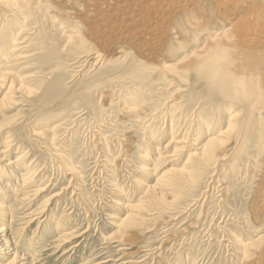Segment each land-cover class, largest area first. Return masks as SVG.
Wrapping results in <instances>:
<instances>
[{
    "label": "rangeland",
    "instance_id": "1",
    "mask_svg": "<svg viewBox=\"0 0 264 264\" xmlns=\"http://www.w3.org/2000/svg\"><path fill=\"white\" fill-rule=\"evenodd\" d=\"M21 1L16 0L15 10L10 12L15 15L14 11L17 10L15 16L9 15L8 11L0 6V34L7 31L12 35L15 31L14 36L22 43L17 52L36 53V56L27 64L26 60L19 63L16 59L18 64L14 68L18 66L19 73L36 70V78L45 80V84L58 75L65 90L45 98L43 92L47 86L40 87L35 84L38 80L30 81L28 87L33 90L32 93L25 94L22 99V94L16 91L14 98L17 102L11 101L0 108L2 124L18 131L28 128V124L35 126L41 123L45 126L43 128H46L43 131L46 134L55 131L57 139L49 145L35 146L30 143L24 146L27 154L23 153L26 156L20 161L19 172H24L23 169L29 166L33 172L32 176L34 175V184L30 187L32 190H27L30 195L25 198V208L18 207L20 202H14L13 198L9 203L11 214L17 218L15 221H20L24 228L23 235L17 234L19 243H16V246L20 254L35 257L33 264H188L191 257L190 260L194 257H198V260L204 257L209 264H230L228 260H231L229 252L232 247L226 243H237L238 238L243 243H261L256 233L264 231V123L260 121H264V108L254 112L255 115L252 116L246 111L241 113L240 119L249 117L248 123L237 125L231 129L232 133L231 130L226 133L228 136L225 135L224 148L220 150L222 154L220 152L218 155L219 162L213 166H203V177L193 184L195 186L187 190L175 187L172 189L175 190L174 193L164 189L168 199L166 204L158 201L150 205L149 198L142 196L143 189L145 191L148 185L156 183L162 169L169 170L173 163L182 164L187 158L185 147L179 150L180 153L174 157L173 163L152 157L155 163L148 166L143 156L144 148L149 144L145 141V135L148 134L146 128L149 127L150 131H156V135L161 136V133L171 126L174 136H179L180 139L183 137L184 141L187 140V134H192L193 139L198 137V132L194 131L198 119L193 128L190 121L196 119V114L190 109L200 108L202 104L194 94L187 92V95L181 97V107L175 110V114L158 108L164 106L167 93L174 94L171 97L175 99L179 94L177 87L188 90L187 79L184 78L187 72L176 65L183 64L182 68L186 64V67L190 65L187 61L189 57L184 56L191 52H203L207 47L204 45H207L216 33H220L222 27L232 30L231 37L234 38L241 31L234 32L235 27H240L235 21L248 19L243 28L248 25L250 28L260 26L258 28L261 30L258 29L257 35H262L264 24L260 22L264 20V0H136L138 3L135 0ZM22 3L26 8L29 7L28 12L24 10ZM16 6L22 8L23 12ZM5 16L9 18L6 19ZM140 16L146 18L142 20ZM257 19L260 20L255 23ZM233 38H216L210 43L220 41L227 49L237 50L239 46L236 47L235 44L240 40ZM177 39L190 43L181 44ZM260 41V48L254 44L251 51L249 50L254 53L252 55L261 54L255 55L257 59L264 58V40ZM172 43L177 53L182 52L179 53L180 57L176 54V59L171 57L169 51L173 48L170 46ZM188 45L191 47H187ZM185 47L190 49L185 50ZM81 56L86 59L83 62L86 67L83 63H76ZM183 58L186 61H183ZM177 61L180 62L177 64ZM168 64H174L178 74H167L164 66ZM130 68H137V71L144 74L134 77V71H130ZM78 69L84 70L77 73ZM161 69L165 71L161 72ZM125 73L128 75L125 76ZM152 80H157L155 83L159 87H156ZM3 90L0 89V94ZM136 90L137 97L130 102L131 93L133 95ZM216 101L210 99L208 105L203 106L210 111L206 115L209 119L219 115L218 110L224 109L223 116L227 115L225 111L229 106L226 105L230 100ZM211 103L215 106H210ZM48 121L54 124V127H46L44 122ZM2 133L0 131V146ZM19 133L21 137L26 135V131ZM154 139H151V145L155 149L161 146V152L170 157L168 152L174 146L173 143L168 145V137L165 138L168 143L162 145ZM207 139V135L201 137L195 146L204 144ZM150 152L152 153L148 154L151 156L155 151ZM17 154H9V157L14 160ZM156 164L159 166L156 167ZM215 173L216 175H213ZM139 181L142 186L138 185ZM18 187L13 186L15 197L25 192L22 186ZM118 187L123 189L120 195L116 191ZM77 197L79 201L75 200ZM132 204L142 205V212L139 211L137 216V219H141L139 225H125L124 229L119 230L117 222L129 212L126 205ZM52 208L58 218L66 215L64 221L54 223L58 225L57 229L68 231L69 236L72 235L65 246L58 249L55 243L50 241L53 234L47 238L43 237L42 235H46V229L42 227L44 224L35 219L36 215ZM29 217H34L31 225L27 223ZM14 237L17 240V236ZM190 249H193L192 253L189 252Z\"/></svg>",
    "mask_w": 264,
    "mask_h": 264
},
{
    "label": "bare ground",
    "instance_id": "2",
    "mask_svg": "<svg viewBox=\"0 0 264 264\" xmlns=\"http://www.w3.org/2000/svg\"><path fill=\"white\" fill-rule=\"evenodd\" d=\"M15 1L16 0H0V6L4 9H6L10 14V12H12L13 10H15ZM21 1V0H20ZM35 1H40V0H35ZM63 1V0H62ZM136 1V0H135ZM143 1V0H142ZM148 1V0H147ZM159 1V0H158ZM225 1V0H224ZM22 2V1H21ZM30 2V0H29ZM122 2V1H121ZM137 2V1H136ZM135 2V5H136ZM139 2V1H138ZM137 2V3H138ZM157 2V1H156ZM228 2V1H227ZM24 3H26L24 1ZM36 3V2H35ZM115 3V2H114ZM113 3V4H114ZM120 3V2H119ZM126 3V1H125ZM132 3V2H131ZM187 3V2H186ZM229 3V2H228ZM23 4V3H22ZM21 4V5H22ZM32 4V3H31ZM30 4V5H31ZM38 4V2H37ZM40 4V3H39ZM101 4V3H100ZM124 4V3H122ZM20 5V4H18ZM17 5V6H18ZM33 5V4H32ZM35 5V4H34ZM116 5V4H115ZM128 5V4H127ZM139 5H142L139 3ZM146 5V4H145ZM156 5V4H155ZM172 5V4H171ZM222 5V4H221ZM253 5V4H251ZM16 6L17 9H19ZM24 6V4H23ZM26 6V5H25ZM23 7L25 11H27L28 8ZM100 6V5H99ZM132 6V5H131ZM160 6V5H159ZM22 7V6H21ZM32 6H30L31 8ZM38 7V6H37ZM125 7V6H124ZM191 7V6H190ZM239 7V6H238ZM258 7V5H257ZM1 8V9H2ZM26 8V9H25ZM34 8V7H33ZM36 8V6H35ZM34 8V9H35ZM39 8V7H38ZM46 8V6H45ZM122 8V7H121ZM140 8V7H139ZM138 8V9H139ZM2 9V10H4ZM40 9V8H39ZM112 9V8H111ZM123 9V8H122ZM168 9V8H167ZM180 9V8H179ZM1 10V11H2ZM21 12L22 8L19 9ZM121 10V9H120ZM119 10V11H120ZM172 10V9H171ZM4 11V12H7ZM17 11V10H16ZM16 11L15 15H16ZM30 11V10H29ZM32 11V10H31ZM30 11V12H31ZM34 11V10H33ZM136 11V10H135ZM151 11V10H150ZM163 11V10H162ZM173 11V10H172ZM13 12V13H14ZM19 12V11H18ZM20 12V13H21ZM28 12V11H27ZM26 12V13H27ZM124 12V11H123ZM130 12V11H129ZM141 12V11H140ZM160 11H158L159 13ZM174 12V11H173ZM3 13V12H2ZM25 13V12H24ZM162 13V12H161ZM22 14V13H21ZM140 14V13H139ZM264 14V12H263ZM1 15V14H0ZM3 15V14H2ZM5 15V14H4ZM13 16H15L14 14H12ZM11 15V16H12ZM134 15V14H133ZM138 15V14H137ZM141 15V14H140ZM148 15V12H147ZM175 15V14H174ZM255 15V14H254ZM136 16V15H135ZM139 16V15H138ZM138 16H136L138 18ZM161 16V15H160ZM1 17V16H0ZM6 19L7 16H5ZM94 17V16H93ZM119 17V16H118ZM122 17V16H121ZM134 17V16H132ZM162 17V16H161ZM252 17V16H251ZM140 18L145 19L143 17L140 16ZM2 19V18H1ZM121 19V18H120ZM162 19V18H161ZM4 20V19H3ZM2 20V21H3ZM131 20V19H129ZM135 20V19H134ZM141 20V19H140ZM141 20V21H142ZM248 20V19H247ZM247 20H238L235 21V24L240 25V27H235L234 32L236 30V32H240L237 33V35L234 37L237 41H239L238 43L235 44L237 48L234 49H227V47H225L223 45V42L220 43V41H215V43H210L212 42V40L214 41V39L218 40V39H222V40H231L232 36V30H225L226 28L222 27V31H220V33H216L213 37L212 40H210L207 45L205 47V49H203L204 51L201 52L199 51L198 53L196 52H191L188 55L186 54L184 56L185 57H189L188 61V65L184 68H182L184 65L182 64V66L179 62L177 61L176 63L178 65H176V63H174L177 67H181V69L183 71L187 72V76H183L185 79H187V87L188 90H186L185 88L183 89V87H177L178 89L176 90L177 93L181 94H177L178 96H176V98H172L174 94L171 93H167L166 96V100H164V106H158V108L160 109H164L166 110V112L168 111L170 114H175V110L179 109L181 107V97L187 95L186 93L188 92V94L192 93L195 95V97L197 98V100L202 104L200 108L196 107L195 109L193 107H191L190 110L193 111L194 114H196V119L192 120L190 122H192L193 124V128L195 127V121L198 119L197 121V125L196 128L194 129V131L196 130L198 132V137H195L194 139L191 138V135L187 134V140L184 141L183 137L180 139L179 136L176 137L174 136L175 134H173V129L168 128L164 133H161V136L156 135L157 132L156 131H150L148 128L147 129V133L145 135V137L147 138L145 141L148 142L149 144L146 146V148H144L145 150L143 151L145 156V161L146 163H148V166H150L151 164H153L154 159H152V157L156 158L157 160H162L163 162H172L175 161L174 157L178 156L180 153V149H185V147H187V158L186 161H184L182 164L180 163H173V165L171 166V168L169 170H164L162 169L159 172V177L156 178V183L154 185H148L147 188L143 189V196L146 198H149V204L151 205L152 202L156 203L158 201L162 202V204H166L168 199L166 198L165 193L163 192L164 189L169 190L171 192L174 193V191L172 189H175V187L178 189H186L189 187H193L196 184V182L199 180H201V178L203 177V173H202V167L205 165H212L215 164L218 161V155L221 152L220 150L224 148V140H225V135L226 133H228L229 130H231L233 127H236L237 125H245L248 120L245 119V117L243 119H240L241 117V113L243 111H246L247 114H250L249 116L255 115L254 112L256 111H261L262 108H264V58H259L257 59L255 57V55H261V54H255L252 55L253 52H250L251 48H253L254 46H259L258 44L261 43L260 40H264V25L262 26V35H257L258 33V29L260 28V26L255 27V28H250V26L248 25L247 28H243L244 25L246 24ZM250 20V19H249ZM260 19L255 20V23H258ZM262 20V19H261ZM1 21V20H0ZM8 21V20H7ZM5 21V23H9ZM120 21V20H119ZM127 21V20H126ZM137 21V20H136ZM252 21V20H251ZM264 21V20H263ZM261 21L260 23L264 22ZM139 22V21H138ZM144 22V21H143ZM249 22V21H248ZM4 23V22H3ZM136 23V22H135ZM155 23V22H154ZM250 23V22H249ZM10 24V23H9ZM140 24V23H139ZM142 24V23H141ZM147 24V23H146ZM149 24V23H148ZM6 25V24H5ZM136 25V24H135ZM161 25V24H160ZM247 25V24H246ZM254 25V24H253ZM4 26V25H3ZM9 26V25H8ZM133 26V25H132ZM155 26V25H154ZM157 26V25H156ZM163 26V24H162ZM161 26V27H162ZM167 26V25H166ZM232 26V25H231ZM235 26V25H234ZM255 26V25H254ZM257 26V25H256ZM112 27V26H111ZM145 27V26H144ZM149 27V26H148ZM168 27V26H167ZM227 27V26H226ZM229 27V26H228ZM227 27V28H228ZM246 27V26H245ZM99 28V27H98ZM107 28V27H106ZM120 28V27H119ZM118 28V29H119ZM130 28V27H129ZM134 28V27H132ZM8 29V28H7ZM144 29V28H143ZM160 29V28H159ZM162 29V28H161ZM231 29V27H230ZM96 30V29H95ZM106 30V29H105ZM127 30V29H126ZM169 30V29H168ZM216 30V29H215ZM261 30V29H259ZM142 31V30H141ZM167 31V30H166ZM243 31V32H242ZM15 34V31H13ZM94 32V31H93ZM97 32V31H95ZM126 32V31H125ZM132 32V31H131ZM147 32V31H146ZM187 33H189L188 31H186ZM212 32V31H211ZM242 32V33H241ZM261 34V31H259ZM141 33V32H140ZM185 33V32H183ZM213 33V32H212ZM14 34H10L9 32L5 31L2 34H0V89H4L3 93L0 94V108L5 105L12 102H17V100L14 98V93L17 91L19 92L20 98H24L25 94L29 95V93H32L33 90L29 89L28 85L30 81H34V80H38V82H34L37 85H40V87L42 85H45L47 87H45V90L43 92V96L46 98V96H51L53 94H56L57 92L60 91H64L65 88L62 84V79L58 76L55 75L53 80H51L49 83L45 84V80L42 79H37L36 77V70H30V71H25L26 73H19L20 70H18V66L15 69L14 67L18 64L17 61L23 62L25 61V64H27V62L33 58L34 56H36V53L34 54H29V53H18L17 50H20L19 46H21L20 44H22L19 40V38L15 37ZM19 31H18V35H19ZM93 34V33H92ZM95 34V33H94ZM109 34V33H108ZM144 34V33H143ZM153 34V33H152ZM186 34V33H185ZM184 34V35H185ZM242 34V35H241ZM126 35V34H125ZM241 35L240 39L239 36ZM152 36V35H151ZM187 36V35H186ZM104 37V36H103ZM137 37V36H136ZM233 38V39H234ZM258 38V40H257ZM153 40V39H152ZM178 40V39H177ZM198 40V39H197ZM160 41V40H159ZM180 41V40H178ZM177 41V42H178ZM201 41V40H200ZM260 41V42H259ZM158 42V41H157ZM156 42V43H157ZM181 42V41H180ZM184 42V41H183ZM183 42H181V44H183ZM189 41L184 42L186 44H188ZM199 42V41H198ZM206 42V41H205ZM204 42V43H205ZM234 42V41H233ZM179 43V42H178ZM190 43V42H189ZM225 43V41H224ZM263 43V42H262ZM160 44V43H159ZM184 44V45H186ZM193 44V43H192ZM191 44V46H192ZM227 44V43H226ZM173 43L170 45L171 47ZM201 45V44H200ZM111 46V45H110ZM177 47V45H175ZM183 46V45H181ZM190 45H188L187 47H189ZM190 46V47H191ZM203 46V47H204ZM170 47V48H171ZM180 47V45L178 46ZM177 47V48H178ZM231 47V46H229ZM234 47V46H233ZM158 48V47H157ZM182 48V47H181ZM202 48V47H201ZM260 48V46H259ZM166 49V48H165ZM164 49V50H165ZM183 49V48H182ZM181 49V50H182ZM186 49H190V48H186ZM122 50V49H121ZM163 50V51H164ZM235 50V51H233ZM250 50V51H249ZM171 53V57H174L175 59L178 57L176 56V54L178 55L181 51L179 49V53H177V49L175 47L171 48L170 50ZM193 51V49H192ZM253 51V50H252ZM240 53V54H237ZM166 53V52H165ZM182 53V52H181ZM101 54V53H100ZM254 54V53H253ZM173 55V56H172ZM263 56V55H262ZM84 56H81L78 58L76 63H83L85 62L86 59L82 58ZM97 57V56H96ZM101 57V56H100ZM104 57V56H103ZM124 57V56H123ZM180 57V54H179ZM264 57V56H263ZM99 58V57H98ZM183 58V59H184ZM17 59V61H16ZM88 59V58H87ZM97 59V58H96ZM102 59V58H100ZM145 59V58H144ZM155 59V58H154ZM166 59V58H165ZM182 59V60H183ZM197 59V60H196ZM38 60V59H36ZM98 60V59H97ZM183 61H186V59H184ZM29 63V62H28ZM39 63V62H38ZM94 63V62H93ZM97 64H99V61L96 62ZM104 62H102L103 64ZM142 63V62H141ZM154 63V62H153ZM166 63V62H165ZM86 67V63H83ZM146 64V63H145ZM150 64V63H149ZM173 64V65H174ZM96 65V64H95ZM153 65V64H152ZM173 65H166L164 66L165 69L167 70V74L171 73V74H178V69L176 66ZM23 66V65H22ZM25 66V65H24ZM147 66V65H146ZM31 67V66H30ZM36 67V66H35ZM99 67V66H98ZM97 67V68H98ZM84 68V67H83ZM134 68V66H133ZM156 68V67H155ZM149 69V68H148ZM151 69V68H150ZM159 69V68H158ZM180 69V70H181ZM84 70V69H83ZM82 70V71H83ZM133 70L130 68V71ZM140 70V69H138ZM162 70V69H161ZM17 71V72H16ZM80 69L77 70V73H81L82 72ZM122 71V70H121ZM129 71V72H130ZM133 74L134 77L137 75H143L144 73L142 71H137L134 69L133 70ZM165 70H162L161 72H163ZM128 72V71H127ZM128 72V74H129ZM152 72V71H151ZM165 72V73H166ZM182 72V71H181ZM27 73H29L28 75H26ZM155 73V72H154ZM159 73V72H158ZM127 74V75H128ZM131 74V72H130ZM132 74V76H133ZM147 74V73H146ZM160 74V73H159ZM125 73V76H127ZM149 75V74H148ZM147 75V76H148ZM158 75V74H157ZM166 75V74H165ZM145 76V75H144ZM145 76V77H147ZM142 77V76H141ZM140 77V78H141ZM159 77V76H158ZM176 77V76H174ZM122 78V77H121ZM132 78V77H131ZM169 78V77H168ZM167 78V79H168ZM180 78V77H179ZM133 79V78H132ZM157 79V77H156ZM166 79V80H167ZM176 79V78H175ZM125 80V79H124ZM144 80V77H143ZM150 80V78L148 79ZM173 80V79H172ZM139 81V80H137ZM142 81V80H141ZM153 81V80H152ZM157 80H155L156 82ZM174 81V80H173ZM176 81V80H175ZM183 81V80H182ZM28 82V83H27ZM147 82V81H145ZM150 82V81H149ZM154 82V81H153ZM151 82V83H153ZM154 82V83H155ZM165 82V80H164ZM136 83V80H135ZM139 83H141L139 81ZM143 83V82H142ZM153 83V84H154ZM158 83V82H157ZM182 83V82H181ZM146 84V83H145ZM183 84V83H182ZM186 84V83H185ZM138 85V84H137ZM156 87H159L156 85V83L154 84ZM159 85V84H158ZM167 85V84H165ZM135 86V85H134ZM139 86V85H138ZM137 86V87H138ZM141 86V85H140ZM139 86V87H140ZM145 86V85H144ZM163 86V85H161ZM184 86V85H183ZM38 87V86H37ZM146 87V86H145ZM148 87V84H147ZM39 88V87H38ZM36 88V89H38ZM121 88V87H120ZM124 88H126V86H124ZM154 88V87H153ZM40 89V88H39ZM140 89V88H139ZM156 89V88H154ZM173 90V89H172ZM155 91V90H154ZM124 92V91H123ZM138 92V90H136V92L131 96H130V102L133 100H135V96L136 93ZM156 92V91H155ZM149 93V91H148ZM197 93H199V95H196ZM154 96V94H151ZM31 96V95H30ZM33 96V94H32ZM31 96V97H32ZM42 96V94H41ZM43 96L41 97V99H43ZM149 96V95H148ZM172 96V97H171ZM54 97V96H53ZM137 97V96H136ZM175 97V96H174ZM135 98V99H134ZM191 98V97H190ZM213 99V101L217 100L216 102H221L222 100L225 99L224 102L227 101V99L230 100V102L227 103L226 106H229L228 108H226L227 110L225 111L227 113V115L223 116V110L220 111L218 110L219 115H214L213 118H207L206 115H208L210 113L209 109H206V107L203 106H207L208 103L210 102V99ZM38 99V97H37ZM48 99V98H47ZM51 98H49L50 100ZM215 99V100H214ZM48 100V101H49ZM26 101V100H25ZM42 103V100H40ZM128 102V101H127ZM126 102V103H127ZM130 102H128L130 104ZM26 103V102H25ZM39 103V104H41ZM45 103V102H44ZM127 103V104H128ZM214 103V102H213ZM47 104V103H46ZM45 104V105H46ZM135 104V103H134ZM138 104V103H137ZM136 105V104H135ZM210 106H215V105H211ZM221 107V106H220ZM225 107V106H224ZM222 107V108H224ZM217 108V107H216ZM221 108V109H222ZM30 109V108H29ZM156 109V108H155ZM128 110V109H127ZM125 110V111H127ZM130 110V109H129ZM128 110V111H129ZM28 111V110H27ZM186 111V110H185ZM84 112V111H83ZM224 112V114H225ZM82 113V111H81ZM83 114V113H82ZM167 114V113H166ZM81 116V115H80ZM83 116V115H82ZM167 116V115H166ZM78 117V116H77ZM76 117V118H77ZM141 117V116H140ZM168 117V116H167ZM81 118V117H80ZM147 119V118H146ZM170 119V118H169ZM185 119V117H184ZM19 120V119H18ZM21 120V119H20ZM145 120V118H144ZM190 120V119H189ZM44 121V120H43ZM173 122V119L171 120ZM261 123H264V121L261 119L260 120ZM36 122V121H35ZM154 122V121H153ZM15 123V122H14ZM13 123V124H14ZM33 123V122H32ZM31 123V124H32ZM150 123V122H149ZM155 123V122H154ZM165 123V122H164ZM171 123V122H170ZM44 124L46 125V127H50L53 126L54 124H52L50 121L48 122H44ZM50 124V125H49ZM153 124V123H152ZM173 124V123H172ZM188 124V123H187ZM11 125V124H9ZM142 125V124H141ZM169 125V124H168ZM12 126V125H11ZM154 126V124H153ZM188 126V125H187ZM28 128L26 129H20L18 131L15 130V128L10 127L8 125H4L0 122V131H2V143L0 146V264H33L34 260L36 259L35 257H29V256H22L18 250V247L16 246V243H19L18 239H19V235L17 234H24L23 230L24 228L21 226L23 225L22 223L16 222L15 219H17L14 214H11V205H9L11 199L13 198L14 202L19 201V206L25 208L27 205V198L30 193L27 191L28 188H30L32 186V184H34L33 181V177L32 176L33 172H31V168L29 166H26V168L23 169L24 172L20 173L19 172V166H20V161L22 160L23 155L27 154V149L24 148V146H26L27 144L29 145L30 143L35 144V146L37 145H49V144H53L57 141L56 139V133L55 131H52L51 134H46L43 129L45 126H43V124L41 123H37L35 126L28 124L27 126ZM54 127V126H53ZM57 128V127H56ZM163 128V127H162ZM183 128V127H182ZM190 128V127H189ZM258 128V127H257ZM55 130V129H54ZM184 130V129H183ZM199 130V131H198ZM20 132H25L26 131V135H23V137L20 136ZM179 131V130H178ZM156 132V133H155ZM159 132V131H158ZM203 132H205L203 134ZM180 133V132H178ZM232 133V130H231ZM236 133V132H234ZM233 133V134H234ZM241 133V132H240ZM7 134V136H6ZM195 134V133H193ZM230 134V132H229ZM247 134V133H246ZM183 135V134H182ZM205 135H207V140L204 144L201 145L198 144V146H195V144L198 142V140L201 137H204ZM109 136V135H108ZM228 136V134L226 135ZM239 137V135H237ZM242 136V133H241ZM22 139H21V138ZM155 137V139H154ZM170 140L168 142H166L165 138H167ZM172 137V139H170ZM194 137V136H193ZM231 137V136H230ZM151 139H154L155 142L159 143V144H163V143H168V145L170 143H173V148L168 152V154H170V157L164 153L161 152L160 147L158 149H155L152 145L153 142ZM167 139V140H168ZM241 139V138H240ZM108 140V139H107ZM165 140V141H164ZM229 139H227L228 141ZM238 140V139H237ZM247 139H245L244 142H246ZM16 141V142H15ZM164 141V142H163ZM15 142V143H14ZM243 142V143H244ZM14 143V144H12ZM239 143V142H238ZM152 144V145H151ZM229 144V142L227 143ZM197 145V144H196ZM242 145V143H241ZM152 146V147H151ZM156 146V145H155ZM167 146V144H166ZM170 146V145H169ZM31 147V146H30ZM29 147V148H30ZM247 147V146H246ZM28 148V149H29ZM154 148V149H153ZM157 148V147H156ZM163 148V146H162ZM170 149V148H169ZM151 150H154V154H151V156L148 153H152L150 152ZM167 150V149H166ZM164 151V150H163ZM225 151V150H223ZM12 153H18L16 156H14V160L12 158L9 157V154L11 155ZM263 153V152H262ZM155 154L157 155L155 157ZM186 154V153H185ZM222 154V152H221ZM227 155V154H226ZM128 156V155H127ZM12 157V156H11ZM184 157V156H183ZM222 157V156H221ZM127 158V157H126ZM182 158V157H181ZM223 158V157H222ZM155 159V160H156ZM59 160V159H58ZM105 162V161H104ZM155 163V162H154ZM26 164V163H25ZM166 165V164H165ZM182 165V166H181ZM159 166L156 164V167ZM161 166V165H160ZM167 166V165H166ZM181 166V167H180ZM154 167V166H153ZM94 168V167H93ZM168 168V167H167ZM216 168V167H214ZM217 170V169H216ZM8 171V172H7ZM157 171V168L155 169V172ZM215 171V169H214ZM101 172V171H100ZM32 173V174H31ZM99 174V173H98ZM157 175V176H158ZM213 175H216L213 174ZM209 177V175H208ZM113 180V179H112ZM204 180V178H203ZM219 180V179H218ZM73 181V180H72ZM38 182V181H37ZM141 181H139L138 185L140 184ZM203 182V181H202ZM115 183V182H114ZM113 183V185H114ZM76 184V183H75ZM22 186V189L25 190V192L21 195V196H17L15 197V193H13V186L14 187H18ZM70 185V184H69ZM72 185V184H71ZM209 185V182H207V187ZM260 185V184H259ZM76 186V185H75ZM117 186V184H116ZM140 186H142V184H140ZM33 187V186H32ZM199 187V186H198ZM197 187V188H198ZM203 187V186H202ZM221 187V186H220ZM116 188V187H115ZM119 188V187H118ZM117 188V192L118 195L121 194V192L123 191V189H118ZM217 188V187H216ZM19 189V187H18ZM31 189V188H30ZM97 189V188H96ZM210 189V188H209ZM32 190V189H31ZM207 190V189H205ZM74 191V190H73ZM202 191V190H201ZM210 191V190H209ZM37 192V191H36ZM69 192V191H68ZM115 192V191H114ZM177 192V191H176ZM60 193V192H59ZM184 193V192H183ZM203 193V192H202ZM65 194V193H64ZM204 194V193H203ZM116 195V194H115ZM184 194H182L183 196ZM35 196V195H34ZM197 196V195H196ZM31 197V196H30ZM51 197V196H50ZM76 197V196H75ZM120 197V196H119ZM180 197V196H179ZM200 197V196H199ZM223 197V196H222ZM55 198V197H54ZM198 198V197H197ZM61 199V198H59ZM58 199V200H59ZM78 200V197L75 198V200ZM114 199V197H113ZM220 199V198H219ZM52 200V199H51ZM132 200V199H131ZM223 200V199H222ZM12 201V202H13ZM31 201V200H30ZM79 201V200H78ZM116 201V200H114ZM118 201H120L118 199ZM123 201V200H122ZM197 201V200H196ZM204 201V200H203ZM63 202V200H62ZM124 203V201H123ZM175 203V202H174ZM199 203V201H198ZM12 204V203H11ZM125 204V203H124ZM160 204V203H159ZM189 204V203H188ZM264 204V203H263ZM9 205V206H8ZM178 205V204H177ZM198 205V204H197ZM142 206V205H141ZM140 205H126V209L128 208L127 211H129L127 213V215L122 218L120 221L117 222L118 228L119 230L124 229L125 225H129V226H133L136 224V226L139 225V220L141 219H137V216H139V211H141ZM204 206V205H203ZM49 207V206H48ZM191 207V205H190ZM198 207V206H197ZM29 208V207H28ZM47 208V207H46ZM54 208V207H53ZM52 209L46 210V212H42L41 215H36L35 219L36 221H39L40 223L44 224L42 227H45L46 231V235H42L43 237L46 236L49 237L51 235V233L53 234V236L50 238L51 242H54L55 245L57 246V249L60 247H64L65 244L67 243L68 239L72 236H69L70 233L65 232V231H59L58 225L54 224L56 222H61L64 221L66 219V215L65 216H60V218H58L55 213L56 211H54ZM190 209V208H189ZM194 209V208H193ZM17 210V209H16ZM44 210V208L42 209ZM159 210V209H158ZM178 211V210H177ZM142 212V211H141ZM202 212V211H201ZM65 213V212H64ZM191 213V212H190ZM69 215V214H68ZM146 215V214H145ZM173 215V214H172ZM202 216V215H200ZM147 217V216H146ZM152 217V216H151ZM8 218V219H7ZM34 217H29L28 219V224L31 225V223L34 221H32ZM180 218V217H179ZM7 219V220H6ZM20 219V218H18ZM21 220V219H20ZM41 220V221H40ZM177 223V222H176ZM38 224V223H37ZM19 226V227H16ZM21 226V227H20ZM29 228V227H28ZM169 228V227H168ZM167 229V228H166ZM31 230V229H30ZM42 230V229H41ZM44 230V229H43ZM162 230V229H161ZM28 232V231H27ZM264 232V231H263ZM263 232H258L256 233V236L258 238L259 241H262L261 243H249L250 241H246V242H242L241 239L238 238V240L236 239L237 243H226L227 245H231L232 249L231 252H229V255L231 257V260H228V262L230 264H264V233ZM44 233V232H42ZM44 233V234H45ZM77 233V232H76ZM166 234V232H165ZM17 236V240L14 236ZM37 236V234L35 235ZM32 236V237H35ZM41 236V237H42ZM74 237V236H73ZM46 238L45 241H46ZM129 238V237H128ZM22 239V238H21ZM27 239V238H26ZM30 239V238H29ZM132 239V237H131ZM41 240V239H40ZM35 241V240H34ZM181 241V239H180ZM39 242V241H38ZM239 242V243H238ZM35 243V242H34ZM163 243V242H162ZM32 244V243H31ZM36 244V243H35ZM34 245V244H33ZM172 245V243H171ZM191 245V243H190ZM193 245V244H192ZM163 246V245H162ZM160 248V247H159ZM193 248V247H191ZM193 249H190V253H192ZM236 250L234 253L232 251ZM154 251V250H153ZM187 251V252H188ZM196 254V252H194ZM129 254V253H128ZM161 254V253H160ZM189 254V253H188ZM29 255V254H28ZM190 255V254H189ZM34 256V255H32ZM198 256V255H197ZM196 256V257H197ZM148 257V256H147ZM191 257V256H190ZM104 258V257H103ZM161 258V257H160ZM192 258V257H191ZM190 258V259H191ZM128 259V258H127ZM153 259V257H152ZM187 262L188 264H209L208 261L206 262L204 260V257H202L200 260H198V257L192 260H190ZM103 260V259H102ZM132 261V260H131ZM232 261H235L234 263H232ZM86 262V261H85ZM93 262V260H92ZM103 262V261H102ZM112 262V260H111ZM122 262V261H121ZM145 262V261H144ZM88 263V262H87ZM98 263V262H97ZM86 264V263H85Z\"/></svg>",
    "mask_w": 264,
    "mask_h": 264
}]
</instances>
